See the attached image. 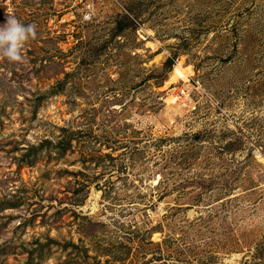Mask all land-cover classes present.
I'll use <instances>...</instances> for the list:
<instances>
[{
	"label": "rangeland",
	"instance_id": "rangeland-1",
	"mask_svg": "<svg viewBox=\"0 0 264 264\" xmlns=\"http://www.w3.org/2000/svg\"><path fill=\"white\" fill-rule=\"evenodd\" d=\"M8 14L36 36L0 55V264H264V0Z\"/></svg>",
	"mask_w": 264,
	"mask_h": 264
},
{
	"label": "clouds",
	"instance_id": "clouds-1",
	"mask_svg": "<svg viewBox=\"0 0 264 264\" xmlns=\"http://www.w3.org/2000/svg\"><path fill=\"white\" fill-rule=\"evenodd\" d=\"M35 36L34 24H25L14 14L6 15L0 22V55L11 62L22 61L26 42Z\"/></svg>",
	"mask_w": 264,
	"mask_h": 264
},
{
	"label": "bare ground",
	"instance_id": "bare-ground-1",
	"mask_svg": "<svg viewBox=\"0 0 264 264\" xmlns=\"http://www.w3.org/2000/svg\"><path fill=\"white\" fill-rule=\"evenodd\" d=\"M191 73L192 69L190 67H184L182 60H179L174 66L170 81H175L179 78L187 79Z\"/></svg>",
	"mask_w": 264,
	"mask_h": 264
}]
</instances>
